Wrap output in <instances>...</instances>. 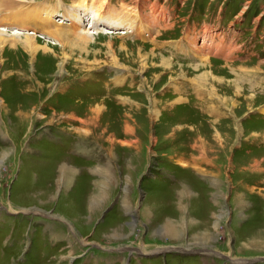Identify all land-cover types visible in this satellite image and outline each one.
<instances>
[{"label":"rangeland","instance_id":"obj_1","mask_svg":"<svg viewBox=\"0 0 264 264\" xmlns=\"http://www.w3.org/2000/svg\"><path fill=\"white\" fill-rule=\"evenodd\" d=\"M0 1V264H264V0Z\"/></svg>","mask_w":264,"mask_h":264},{"label":"bare ground","instance_id":"obj_2","mask_svg":"<svg viewBox=\"0 0 264 264\" xmlns=\"http://www.w3.org/2000/svg\"><path fill=\"white\" fill-rule=\"evenodd\" d=\"M93 1H95V0H93ZM16 3H14L13 5H11V3L8 5V3L9 2H7V0H5V2L4 3H6V4H4L3 3V6H4V8L5 9H8V10H11L13 13V15H12V19H15V22L14 23H16L17 24V26H20L19 24H22V25H26L25 24V22H27V19H28V17L26 16V15H24L23 13H24V11L26 10V9H24V10H22V11H20V9H19V11H17V12H15L14 10H13V8H15V7H17V6H19L20 4H17L18 2H20V0H17V1H15ZM100 3H102V1L100 2ZM1 4H2V2L0 1V8L2 7L1 6ZM98 5V4H97ZM100 6V5H99ZM104 7V6H103ZM3 8V7H2ZM41 8H39V10H40ZM1 11V10H0ZM81 11V10H80ZM6 12V11H5ZM36 13V15H38L39 13L37 12V9H36V12H35V8L34 9H32L31 10V15L29 16V18L32 20V16L34 15V13ZM8 13V12H7ZM28 13V12H27ZM33 13V14H32ZM81 14L82 13H79L78 15H77V13L75 12L72 16H74L73 17V19L75 20V22L77 21V16H78V24H80L81 22H82V17H81ZM93 14V16H92V19L91 20H93L91 23V26L92 27H94L95 26V24L97 23V20H96V13H92ZM130 14V13H129ZM57 15V14H56ZM60 16H64V15H62V14H58V19H60L61 17ZM79 16H80V18H79ZM6 17V16H5ZM64 17H67L68 18V16H64ZM7 20V19H6ZM55 21H57V23H60V24H63V23H65L66 22V19L65 18H62L61 20H57V19H55ZM96 21V22H95ZM6 23V22H5ZM35 25H36V22H33ZM15 24V25H16ZM42 27H44V28H46V29H44V31L46 32V33H44V35H42L45 39H48V40H50V41H53V42H57V43H59V44H62V45H65V43H69L70 42V40H72L73 38H72V36H70L68 33H66V32H64L63 30H54V31H52V29H49V25L48 24H46V25H43L42 24ZM41 27V28H42ZM3 27H1L0 26V31H2V32H5V31H9V29L7 28V29H2ZM38 28V27H37ZM22 29H25V28H21V29H16V31H15V33H13L14 32V30L11 32V34H10V36H13V37H28V40L30 39V38H32V43L33 44H36V41H35V38H37V32H34V31H31L30 32V30H29V32H27V33H22L24 30H22ZM39 29H40V27H39ZM26 32V31H25ZM88 32H90V33H88L89 35H95V34H97V33H95V31H88ZM7 33V32H6ZM9 33V32H8ZM108 34H111V33H108ZM49 38H52V39H49ZM47 42V41H46ZM202 42V41H201ZM50 43V42H49ZM51 44H53V43H51ZM202 44H203V42H202ZM54 46H56L55 44H53ZM47 47V46H46ZM29 49H30V51H31V53H33V54H36V52H38V49H35L34 47H32V46H29ZM43 52L44 53H47V52H52V50H48V49H45V50H43ZM162 60H163V58H162ZM168 60V59H167ZM180 101V100H179ZM176 103L178 104V98H177V100H176ZM154 113H158V112H156V110H154ZM263 114H264V110H263ZM170 249H175V248H170ZM147 255V254H146ZM145 255V256H146ZM131 256H132V254H131ZM149 255H147V257H148Z\"/></svg>","mask_w":264,"mask_h":264},{"label":"water","instance_id":"obj_3","mask_svg":"<svg viewBox=\"0 0 264 264\" xmlns=\"http://www.w3.org/2000/svg\"><path fill=\"white\" fill-rule=\"evenodd\" d=\"M132 251H134V249H132V248H131V249H127V252H128V258H129V259L131 258L130 254L132 253ZM171 251H172V250H171ZM138 253H141V252L139 251ZM167 253H170V252H167ZM146 254H147V255H151V253H142L141 255H144V256H145ZM147 255H146V256H147ZM227 258H228V257H226V259H227ZM228 259L231 260L230 257H229Z\"/></svg>","mask_w":264,"mask_h":264},{"label":"built area","instance_id":"obj_4","mask_svg":"<svg viewBox=\"0 0 264 264\" xmlns=\"http://www.w3.org/2000/svg\"><path fill=\"white\" fill-rule=\"evenodd\" d=\"M200 40H201V41H204V39H202V38H201ZM204 42H205V41H204ZM206 42L208 43L209 41H208V40H206Z\"/></svg>","mask_w":264,"mask_h":264},{"label":"crops","instance_id":"obj_5","mask_svg":"<svg viewBox=\"0 0 264 264\" xmlns=\"http://www.w3.org/2000/svg\"><path fill=\"white\" fill-rule=\"evenodd\" d=\"M113 6V5H112ZM54 30H56V29H52V31H54ZM62 30V29H61ZM203 42V41H202ZM179 249V248H178Z\"/></svg>","mask_w":264,"mask_h":264}]
</instances>
